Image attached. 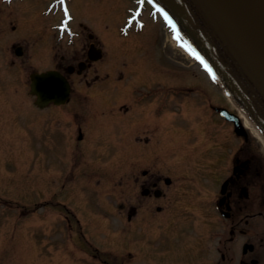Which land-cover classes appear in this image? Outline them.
<instances>
[{
	"label": "flooded vegetation",
	"instance_id": "1",
	"mask_svg": "<svg viewBox=\"0 0 264 264\" xmlns=\"http://www.w3.org/2000/svg\"><path fill=\"white\" fill-rule=\"evenodd\" d=\"M43 7L26 0L23 25L0 23V57L6 52L5 65L23 69L14 73L0 66V130L37 121L46 145L39 153L45 157H55L60 144H68L69 165L63 157L55 173L59 179H76L72 187L79 202L63 195L76 210L71 216H94L99 229L116 220V233L100 236L103 249L120 255L114 264H264V147L250 129L238 134L234 122L222 118L218 95L205 105L214 83L209 80L208 91L189 86L188 69L173 62L166 26L146 22L153 26L156 56L152 65H142L128 59L114 38L95 34L82 21L76 24L79 29L66 25L61 34L66 33L65 41L50 43L43 30ZM18 29L24 32L23 42L8 34ZM44 49L51 66L30 64ZM181 51L189 58L188 51ZM157 64L161 67L152 68ZM47 70L69 79L65 103L42 107L31 94V74ZM197 106H202L200 115ZM106 113L110 119H104ZM96 122L104 125L98 128ZM100 134L133 141L111 174L102 172L103 190L113 196L102 201L85 194L91 175H99L88 165L90 142ZM191 134L195 137L185 149L172 150L175 140L184 143Z\"/></svg>",
	"mask_w": 264,
	"mask_h": 264
},
{
	"label": "rangeland",
	"instance_id": "2",
	"mask_svg": "<svg viewBox=\"0 0 264 264\" xmlns=\"http://www.w3.org/2000/svg\"><path fill=\"white\" fill-rule=\"evenodd\" d=\"M24 1L26 0H0V23L6 24L7 28L13 25L16 27L23 25V17L27 14L22 9ZM31 1L44 5L41 11V17L45 24L43 30L48 32L47 37L50 43L65 41L66 33L61 37L62 32L59 31L63 13L57 0ZM128 3V0H69V7L74 15V19L70 23L75 29H79L76 24L81 21L90 24L101 34H107V40L116 36L115 42L118 41L124 48L128 59L138 60L142 65H152L156 56V52L153 50V46L156 45L153 26L146 23L145 27L147 28L141 31L135 30L136 25L129 27L123 20ZM145 19L157 24L147 14ZM41 22L42 19H40ZM29 24L30 27L33 25L31 19L28 20V26ZM164 30L166 29L164 28ZM8 34H12L13 37H16L15 39L22 41L23 36L21 35H24V32L20 29L8 30ZM39 39L40 37H35L37 42H40ZM3 41L4 38L0 37V43ZM6 54V52L1 53L0 66L2 70H11L12 72L23 70L17 66L16 68L6 66ZM47 55L48 52L45 49L42 52L39 50L36 58H31L29 63L35 67L51 66L49 61H45ZM171 55L174 64H181L188 69L190 87L206 89L212 87L209 80H213V78L203 74L194 64L195 60L192 57L191 59L187 58L174 43ZM50 57L53 60L51 54ZM155 67L161 66L158 64L152 66V68ZM215 94L222 102L227 103L228 98L217 86L215 89L209 90L205 105L208 103V98L210 99V96ZM227 104L235 107L232 102ZM174 105L178 106L176 103ZM201 107L197 106L199 115ZM104 119H110V116L106 113ZM198 119L200 120V118ZM102 125L104 122H96L98 128H101ZM40 136V127L37 121L29 122L18 130L11 127L0 130V264H97V262L114 264L119 262L120 255L116 249H103L101 243L104 241H100V236L110 237L116 233L117 229L113 227L117 224L116 220L115 222L105 221L104 224L108 225L104 229H99L94 216H85L84 212H82L83 216H79V220L71 216V210L76 212L71 207V200L75 204L79 202V197L72 187L75 185L76 179L70 177L59 179V175L55 173L56 168H61L63 157L66 159V164L69 165L68 144L62 142L55 157H45L39 153L41 148L46 147L40 140ZM189 136L191 138H188L184 143L175 140L172 150L185 149L183 145L190 143L195 137L192 134ZM90 144L92 148L89 156L92 161L88 166L95 169L97 171L95 173H99V175L93 177L91 175V179L87 181L85 194L91 200H108L113 196L103 190L101 184L105 182V178L101 177L102 172L111 174L109 171L118 165L119 156L130 146H133V141L126 139L122 141L116 137H104L100 134L94 137ZM96 158L99 159L96 160ZM109 176L111 177V175ZM108 189L112 191V185ZM66 192L71 200H64L63 195ZM43 202L48 203L46 206H42ZM59 202H65L69 207L59 206ZM91 202L96 203L95 201ZM96 247H100V249H95Z\"/></svg>",
	"mask_w": 264,
	"mask_h": 264
},
{
	"label": "water",
	"instance_id": "3",
	"mask_svg": "<svg viewBox=\"0 0 264 264\" xmlns=\"http://www.w3.org/2000/svg\"><path fill=\"white\" fill-rule=\"evenodd\" d=\"M156 1L264 137V0ZM68 89L65 78L55 71L32 75V92L39 103L44 98L63 101ZM226 117L243 128L237 115Z\"/></svg>",
	"mask_w": 264,
	"mask_h": 264
},
{
	"label": "bare ground",
	"instance_id": "4",
	"mask_svg": "<svg viewBox=\"0 0 264 264\" xmlns=\"http://www.w3.org/2000/svg\"><path fill=\"white\" fill-rule=\"evenodd\" d=\"M246 121H247L246 124H248L255 131V133H256L257 131H256L255 127L252 125V123L250 122V120L247 118Z\"/></svg>",
	"mask_w": 264,
	"mask_h": 264
},
{
	"label": "snow or ice",
	"instance_id": "5",
	"mask_svg": "<svg viewBox=\"0 0 264 264\" xmlns=\"http://www.w3.org/2000/svg\"><path fill=\"white\" fill-rule=\"evenodd\" d=\"M166 18H167V17H166ZM168 22L171 24V21H170V20H169ZM177 38H178V37H177Z\"/></svg>",
	"mask_w": 264,
	"mask_h": 264
}]
</instances>
